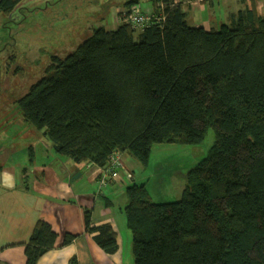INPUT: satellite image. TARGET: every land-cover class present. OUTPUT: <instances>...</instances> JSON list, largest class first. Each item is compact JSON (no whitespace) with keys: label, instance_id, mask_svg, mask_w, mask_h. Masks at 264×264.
Masks as SVG:
<instances>
[{"label":"trees","instance_id":"trees-1","mask_svg":"<svg viewBox=\"0 0 264 264\" xmlns=\"http://www.w3.org/2000/svg\"><path fill=\"white\" fill-rule=\"evenodd\" d=\"M22 1L0 0V12ZM188 1L196 0H164L153 13L164 19L143 31L95 29L65 58L52 57L18 104L57 157L99 168L124 153L146 166L154 145L200 144L213 129L209 155L186 174L178 201L158 204L145 184L127 187L135 264H264V13L244 8L207 30L188 24ZM86 227L106 253L118 252L111 225L91 227L88 212ZM57 239L39 221L26 264Z\"/></svg>","mask_w":264,"mask_h":264},{"label":"rangeland","instance_id":"rangeland-1","mask_svg":"<svg viewBox=\"0 0 264 264\" xmlns=\"http://www.w3.org/2000/svg\"><path fill=\"white\" fill-rule=\"evenodd\" d=\"M129 1L23 0L11 14L0 12V167L18 164L25 158L54 159L57 153L53 142L24 120L18 101L46 74L52 57L65 58L92 37L95 29H117L118 11ZM134 1H138L143 13H160L165 7L164 0ZM209 1L202 11H186L190 26L201 22L205 27L220 29L223 23L230 24L231 15L240 7L239 0ZM214 141L215 132L210 129L200 144H156L146 166L128 153L121 157L134 176L131 184H145L155 203H171L181 198L186 174L209 155ZM60 158L62 167L69 163L66 168L74 172L72 168L77 163L67 156ZM81 167L84 169L83 164ZM122 190L120 195L128 200L127 188ZM119 238L122 254L134 258L133 236L127 222Z\"/></svg>","mask_w":264,"mask_h":264},{"label":"crops","instance_id":"crops-1","mask_svg":"<svg viewBox=\"0 0 264 264\" xmlns=\"http://www.w3.org/2000/svg\"><path fill=\"white\" fill-rule=\"evenodd\" d=\"M239 1L238 11L254 7L259 14L264 13V0ZM209 2L213 3V0ZM205 3L188 1L183 9L197 13L205 9ZM128 8L125 6L118 11L119 25ZM154 11L145 13L153 14ZM194 26L212 29V26L205 27L201 22H195ZM60 159L56 155L52 160L47 157L33 159V162L25 158L18 164L0 167V264H26V245L39 221L48 223L58 234V239L56 247L42 256L38 264H135L132 256L122 254L119 238L127 222L121 205L126 207L128 200L120 194L131 184L128 172L124 170L125 173L109 179L108 185L102 187L101 168L82 163L84 169L82 164H77L72 168L73 172L65 166L69 163H64L62 167ZM83 179L86 181L83 182ZM117 195L121 196L120 201ZM88 212L91 227L107 224L113 227L117 234L118 252L106 253L94 235L89 233L86 227ZM67 234L77 237L62 246Z\"/></svg>","mask_w":264,"mask_h":264},{"label":"built area","instance_id":"built-area-1","mask_svg":"<svg viewBox=\"0 0 264 264\" xmlns=\"http://www.w3.org/2000/svg\"><path fill=\"white\" fill-rule=\"evenodd\" d=\"M175 3L176 0H174ZM164 19V16H157L155 14H146L141 11L139 5L133 6L128 9L121 18L122 23L131 25L135 30L143 31L145 28L157 24ZM103 176L100 179L102 187L108 185L109 179L117 178L121 170L126 169L120 154H114L106 167L101 168ZM128 179H133L130 172L127 173Z\"/></svg>","mask_w":264,"mask_h":264},{"label":"clouds","instance_id":"clouds-1","mask_svg":"<svg viewBox=\"0 0 264 264\" xmlns=\"http://www.w3.org/2000/svg\"><path fill=\"white\" fill-rule=\"evenodd\" d=\"M130 180V179H129ZM131 180H133V179H131Z\"/></svg>","mask_w":264,"mask_h":264}]
</instances>
